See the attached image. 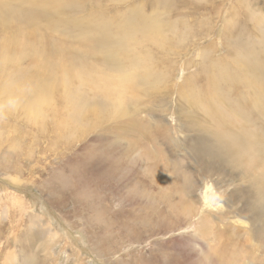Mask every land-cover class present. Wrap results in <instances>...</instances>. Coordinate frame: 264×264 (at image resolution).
I'll return each instance as SVG.
<instances>
[{
	"label": "rangeland",
	"instance_id": "rangeland-1",
	"mask_svg": "<svg viewBox=\"0 0 264 264\" xmlns=\"http://www.w3.org/2000/svg\"><path fill=\"white\" fill-rule=\"evenodd\" d=\"M262 61L264 0H0V264H200L217 234L264 264L263 142H218L238 101L264 125Z\"/></svg>",
	"mask_w": 264,
	"mask_h": 264
},
{
	"label": "bare ground",
	"instance_id": "bare-ground-1",
	"mask_svg": "<svg viewBox=\"0 0 264 264\" xmlns=\"http://www.w3.org/2000/svg\"><path fill=\"white\" fill-rule=\"evenodd\" d=\"M160 29H161L160 25L158 28L157 26L154 25V22H153L151 25L148 26L147 32L155 34V33H158ZM257 64H258L257 70L260 73H264V61L259 62V63L257 62ZM261 76H264V74ZM260 78H264V77H260ZM243 112H245L244 108H243L241 102L238 101L236 103V114L237 115L234 118L236 120L237 125L240 127V133L238 134L235 132L233 135L229 134V135H223L221 137L218 136L219 141L218 140H216V141L219 142L220 147L223 145L222 142H224V141L228 142L226 147H225V145H223L225 149L227 147L229 148V145H231V147H230L231 149L233 147L234 151L232 153H233L234 157H233V155H232V157H233V159L235 158V161L233 160V162H235V164L237 162H239L242 158H251L252 163H256V161H257L260 164V163H262L260 161L262 159L261 155L259 154V155H254V156L250 157V156H248V152L255 150L254 147L257 148V145L259 142V141H257V139H260L263 142V143H260L259 145H264V125H261V124L258 125L259 123L256 122V119L254 117H244ZM245 113L248 114L249 112L246 110ZM218 137H217V139H218ZM255 139H256V143H253V141H255ZM224 148H223V153H225ZM221 150H222V148H221ZM229 156H231V154ZM231 160H232V158H231ZM93 164L96 165V163H93ZM86 167L90 168L88 165ZM261 176L264 179V173H262ZM187 181H188L187 179L183 180V183H185V185H186L185 188H187L186 191L184 192V194H181L180 197L178 196L175 199L177 200V203H178L176 205L177 209L180 207L181 211L186 210V211L191 212V209L193 208L194 199L186 198L184 196L185 193L187 195V192L189 191V189L192 186L191 183H187ZM263 188H264V186H260L257 184V189L259 191L262 190ZM162 200H164V201H162L163 202L162 203V213L166 214L168 212V209L166 207L167 206V202H166L167 198H163ZM17 201H19V200H17ZM17 201H16V203H17V205H19L18 203H20V202H17ZM16 203H14V204H16ZM207 205L209 207H211V205H212L209 200L207 201ZM23 207H21L22 210H23ZM14 208H15V205H14ZM22 212H21V215L23 214ZM17 213H19V212H17ZM21 215H20V217H21ZM141 218H143V217H141ZM30 220L31 221L28 224V231H27L26 239L31 240V242H30L31 247L35 245L34 243H37V241L40 240L38 237H43L42 239H44V237H47V240L49 238L50 241L52 239H53V241H54V239H56V236H55L56 232L53 229H51V230H45L44 229L45 222L43 220V216L33 215L32 219H30ZM33 220L37 221L38 223L36 224ZM183 221L184 220L181 216H177L176 218H173L172 223H169L168 219H166V222H165L164 220H159L158 218H156V220H153V222L155 224L151 228L150 231L152 234H154L155 230H157V231L176 230L177 228H179L178 226H182ZM201 223H202L201 225H202V229H203L202 235L203 236H209L211 234V230H212V228L209 225V224H211V221L208 218L204 217ZM34 235H36V236H34ZM213 235H215V234L213 233ZM217 235H215L214 239H210L208 241V242H210L209 244H211L212 247L206 252L203 260L199 262L200 264H234V262L236 261L235 255H238V254L235 253L234 249L228 248L230 245L229 242H231L232 239L229 240L228 238L225 237L226 235L225 236H221V235L219 236L218 235L219 236V238H218ZM18 239H20V238H18ZM15 242L17 243L16 239H15ZM54 242H56V241H54ZM33 250H34V248H33ZM222 253L225 256H222L221 255ZM19 254L21 255V258H22L24 264H33V262L37 260L36 259L37 256L33 253V251H31V252L30 251H20ZM12 255H14V257H13L14 259L18 256V255L16 256V254H12ZM217 255L221 256L222 259L219 260ZM36 263L40 264L39 260Z\"/></svg>",
	"mask_w": 264,
	"mask_h": 264
},
{
	"label": "clouds",
	"instance_id": "clouds-1",
	"mask_svg": "<svg viewBox=\"0 0 264 264\" xmlns=\"http://www.w3.org/2000/svg\"><path fill=\"white\" fill-rule=\"evenodd\" d=\"M2 118H4V115H3V106H0V119H2Z\"/></svg>",
	"mask_w": 264,
	"mask_h": 264
}]
</instances>
